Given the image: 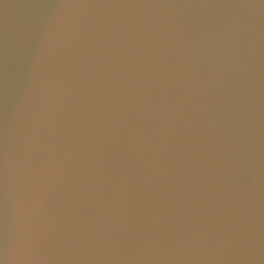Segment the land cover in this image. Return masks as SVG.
I'll return each instance as SVG.
<instances>
[{"label": "clouds", "instance_id": "1", "mask_svg": "<svg viewBox=\"0 0 264 264\" xmlns=\"http://www.w3.org/2000/svg\"><path fill=\"white\" fill-rule=\"evenodd\" d=\"M0 15V264H264V0Z\"/></svg>", "mask_w": 264, "mask_h": 264}, {"label": "water", "instance_id": "2", "mask_svg": "<svg viewBox=\"0 0 264 264\" xmlns=\"http://www.w3.org/2000/svg\"><path fill=\"white\" fill-rule=\"evenodd\" d=\"M7 3H11L14 5H27L30 3H34L35 0H5ZM23 16L22 10L19 9H12L9 12V20L13 26H16L17 24L20 23L21 18ZM3 16L0 15V35H2L3 32ZM5 67L0 61V103H2V89H3V84H4V79H5Z\"/></svg>", "mask_w": 264, "mask_h": 264}]
</instances>
